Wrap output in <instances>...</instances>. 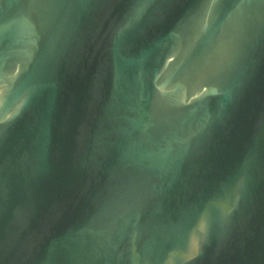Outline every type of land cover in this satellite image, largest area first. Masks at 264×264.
<instances>
[{"label":"water","instance_id":"obj_1","mask_svg":"<svg viewBox=\"0 0 264 264\" xmlns=\"http://www.w3.org/2000/svg\"><path fill=\"white\" fill-rule=\"evenodd\" d=\"M0 264H264V0H0Z\"/></svg>","mask_w":264,"mask_h":264}]
</instances>
